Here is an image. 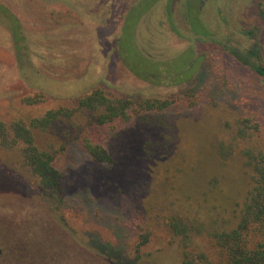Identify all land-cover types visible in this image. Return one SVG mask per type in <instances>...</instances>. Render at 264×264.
<instances>
[{
  "label": "rangeland",
  "instance_id": "1",
  "mask_svg": "<svg viewBox=\"0 0 264 264\" xmlns=\"http://www.w3.org/2000/svg\"><path fill=\"white\" fill-rule=\"evenodd\" d=\"M163 2L0 0V121L5 124L28 123L49 110L71 111L78 97L96 88L118 98L163 99L195 87L204 93L206 87L208 98L195 107L138 115L166 117L164 130H154L138 116L106 126L100 143L112 155L109 166L93 162L75 143L78 128L90 122L88 112L33 130L36 145L55 154L62 174L65 191L58 212L50 210L19 149L0 148V264H152L148 256L158 250H180L166 226L173 216L201 232L190 244L199 248L208 245L207 233L235 223L243 195L223 212L212 192L221 187L230 204L248 171L245 152L264 148V114L255 120L261 125L257 133L241 122L247 111L254 112V100L264 98V80L236 64L224 48L258 47L257 62L264 67V0H199L201 20L216 36L197 43L183 2L172 6L179 35L169 28ZM188 20L191 29L193 8ZM117 36L128 65L142 60L140 51L159 61H135L140 75L162 71L173 81L190 64L193 48L206 64L200 84L137 78L118 56ZM34 94H40V103H22ZM220 144L224 158L213 151ZM195 208L201 211H191ZM118 229L130 234L127 263L104 255L95 244L116 245ZM143 235L148 242L137 253L130 243Z\"/></svg>",
  "mask_w": 264,
  "mask_h": 264
},
{
  "label": "trees",
  "instance_id": "2",
  "mask_svg": "<svg viewBox=\"0 0 264 264\" xmlns=\"http://www.w3.org/2000/svg\"><path fill=\"white\" fill-rule=\"evenodd\" d=\"M174 1L175 0H169V3H167L168 5H164L163 0H158V4L160 6L163 2L164 17L169 28L173 33L179 35L173 22L172 6ZM181 2H183L184 5L185 20L189 32L195 36L194 42L208 41V39L206 40L204 37H211L213 39L216 33H209L207 27L201 20L200 3L198 4L199 0H196L195 4L193 0H181ZM192 8L196 12V20L194 22L195 25L191 24L192 27L190 29L188 15L190 11H192ZM150 10L151 9L148 10V13ZM198 31L199 33H197ZM196 34L200 35L198 36ZM118 36L116 38L118 56L127 69L137 78L151 84H161L166 81L180 84L189 80H192L190 82H194L195 86L200 84L201 73L203 74L204 70H206V64H203L201 56L194 55L193 48L190 50V53H192H189L191 56L190 59H192L190 64H188L185 69L180 70V72L175 75L173 81L171 77L162 75V71L157 75L151 73L140 75L136 69L135 61L141 63L148 61L152 64L159 61L153 56L140 51V53H142V60L131 59V64L128 65V59L124 60L122 44H118L117 42L119 39ZM213 42H215V40ZM224 51L232 57L236 64L250 71L258 79L264 80V67L257 62L259 58L258 47H249L239 51L228 46L224 48ZM181 55L184 56V51L178 56ZM194 63H197L195 71L190 75L185 74ZM197 89L198 88L195 87L194 89L187 90L181 95L158 99L139 97L118 98L96 88L90 93L78 97L76 99V107L71 111L64 109L49 110L41 117L31 119L28 123L20 119H16L10 124H5L0 121V148L19 149L22 162L38 181L43 191L42 196L45 198L50 210L58 212L59 205L63 202L65 191L62 174L55 167V154L42 150L36 145L33 130L45 131L60 117L70 118L78 111L88 112L91 114L90 122L87 127L83 129L78 128V134L74 139L76 140L75 143L93 162L109 166L113 163L112 155L100 143L102 131L106 126L113 127L112 125L118 120L127 122L132 117L138 116L141 113H161L172 107H195L202 101H208V98L206 99L204 96L206 87L203 89L204 93H201L200 90ZM40 97V94H34V96L24 98L22 103L31 106L40 103ZM252 108L254 112L252 113L250 110L247 111L244 114L245 116L241 118V122L246 128L254 129L255 133H257L260 131L261 125L260 123H256L255 120L259 114H264V98L261 100L255 99ZM139 119L147 126L160 128L162 130L165 129V122L167 120L166 117L164 118L162 115L155 118L140 116ZM213 151L218 157L222 158H224L226 153L222 144L218 145L217 148L214 147ZM258 151L259 152H245V158L247 159L246 166L249 172H246V177H244L245 181L242 188H240V193L238 191L236 197L230 204L226 205V199L221 196V187L215 188V191L212 192V198L222 203H218V205L223 212H228L238 200L242 199L243 195L242 205L237 211L233 226L230 229L214 230L207 233L208 245L206 247H192V245H190L192 239L200 235L201 232L196 231L193 225H189L182 218L173 216L167 220L166 226L174 235V238L179 240L180 250L174 247L160 249L148 256V260H150L152 264H264V148ZM195 201H197V199H195ZM203 209L205 210V208ZM214 209L216 210L215 207ZM191 211L199 213L201 209L195 208ZM204 212H206V210ZM115 235L118 241L116 245L110 243L95 244L99 245L97 248L100 249L104 255L115 260H122V263H127L126 244L130 234L127 235L125 231L118 229ZM147 242V235L139 236L130 243V247L134 248L135 252L139 253V249L146 245Z\"/></svg>",
  "mask_w": 264,
  "mask_h": 264
}]
</instances>
